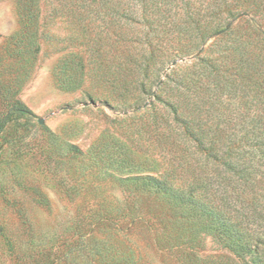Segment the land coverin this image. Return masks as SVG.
Masks as SVG:
<instances>
[{"label": "rangeland", "instance_id": "rangeland-1", "mask_svg": "<svg viewBox=\"0 0 264 264\" xmlns=\"http://www.w3.org/2000/svg\"><path fill=\"white\" fill-rule=\"evenodd\" d=\"M237 1L241 11L232 29L209 39L201 52L170 64L165 70L170 79L158 91L174 102L179 114L203 115L206 129L215 128L214 116L220 112H238L225 90L227 79L236 75L233 49L241 41L249 42L248 50L264 67V2L259 1L258 10L250 13L248 6L241 7L244 0ZM18 2L0 0V44L19 28ZM44 9L51 10V4L46 3ZM43 23L51 40L41 42L33 71L19 94L36 118L16 136L8 132L11 144L1 156L0 264H129L133 259L132 264H193L195 255L214 264L229 262L233 256L204 233L192 246L170 248L162 237L163 202L129 190L125 182L156 176L170 164L178 167V178L183 175L192 180L185 171L189 159L195 164L183 149L187 146L179 147L174 135L170 146L159 141L170 128L182 130L180 123L154 98H146L148 106L139 110L113 108L106 102L108 90L92 77L93 66L80 89L57 88L53 71L69 51L65 39L71 26L65 18ZM214 65L216 71L211 72ZM182 81L187 86L180 87ZM185 97L193 99L191 105ZM196 102L198 106L193 105ZM21 134H27L24 144L16 140ZM118 141L132 149L140 165L122 163L124 150ZM72 146L83 154L72 151ZM195 168L200 171L198 165Z\"/></svg>", "mask_w": 264, "mask_h": 264}, {"label": "trees", "instance_id": "trees-1", "mask_svg": "<svg viewBox=\"0 0 264 264\" xmlns=\"http://www.w3.org/2000/svg\"><path fill=\"white\" fill-rule=\"evenodd\" d=\"M259 1L264 2L244 0L241 7L248 6L246 11L253 13ZM46 3L51 10L44 9ZM240 11L237 0H19V28L0 44V163L5 146L11 144L8 132L16 136L36 118L19 94L33 71L41 42L51 40L43 21L65 18L72 32L65 39L69 51L53 71L57 88L80 89L93 66L92 77L108 90L110 106L139 110L148 106L146 98H154L181 125L182 130L164 131L159 141L170 146L174 135L179 147L187 146L183 149L195 164L186 161L185 171L192 180L183 175L178 178L175 164L156 176L125 180L129 190L163 202L160 223L165 243L170 248L192 246L204 233L234 257L219 264H264V67L261 61L256 63L259 57L255 61L249 42L241 41L233 49L236 75L227 79L225 90L238 112L214 116L215 128H205L203 115L179 114L171 99L158 94L170 79L165 71L168 66L201 52L212 37L229 32ZM252 31L255 34L257 29ZM257 75L259 79L254 80ZM8 78L9 84H4ZM178 85L187 86L184 81ZM185 102L191 105L193 99L185 97ZM163 122L167 125L169 120ZM26 137L21 134L16 140L24 144ZM118 142L124 150L122 163L136 167L138 159L132 149ZM71 148L83 154L77 147ZM192 258L193 264H214L199 255Z\"/></svg>", "mask_w": 264, "mask_h": 264}, {"label": "water", "instance_id": "water-1", "mask_svg": "<svg viewBox=\"0 0 264 264\" xmlns=\"http://www.w3.org/2000/svg\"><path fill=\"white\" fill-rule=\"evenodd\" d=\"M39 122H40V124H43L44 123V120L43 119H40Z\"/></svg>", "mask_w": 264, "mask_h": 264}]
</instances>
